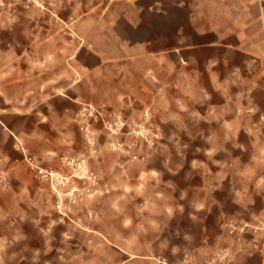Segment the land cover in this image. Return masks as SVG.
Here are the masks:
<instances>
[{"label":"crops","instance_id":"0c3cea01","mask_svg":"<svg viewBox=\"0 0 264 264\" xmlns=\"http://www.w3.org/2000/svg\"><path fill=\"white\" fill-rule=\"evenodd\" d=\"M38 2L45 9L0 0V198L4 181L34 180L32 158L63 170L57 155L73 142L74 115L103 97V78L113 101L150 110L162 133L201 139L200 162L222 167L202 171L206 196L215 180H240L232 166L264 167V0ZM220 238L221 251L233 250L227 230ZM232 262L264 264V253Z\"/></svg>","mask_w":264,"mask_h":264},{"label":"rangeland","instance_id":"374dc122","mask_svg":"<svg viewBox=\"0 0 264 264\" xmlns=\"http://www.w3.org/2000/svg\"><path fill=\"white\" fill-rule=\"evenodd\" d=\"M12 2L45 9L38 0ZM102 81L103 97L80 104L74 115L73 142L57 155L63 170L32 158L34 180L4 181L0 264H233L239 254L264 253L254 248L264 230L230 232L228 225L264 222L254 213L264 207L254 194L264 167L232 166L240 180H215L220 187L206 196L202 171L222 167L200 162L207 154L193 144L201 139L162 133L150 110L134 113L135 104L125 105L123 97L116 103L110 80ZM90 104L94 114L83 111ZM174 142L173 149H159ZM226 230L234 248L221 251L217 243Z\"/></svg>","mask_w":264,"mask_h":264},{"label":"built area","instance_id":"2783aa9c","mask_svg":"<svg viewBox=\"0 0 264 264\" xmlns=\"http://www.w3.org/2000/svg\"><path fill=\"white\" fill-rule=\"evenodd\" d=\"M263 74H264V70H263ZM84 110H87L89 112V114H94V111H96L98 109L90 104L87 107H84L83 111ZM87 111L83 112V114H86ZM81 127L84 128L85 125H82ZM228 225L230 227V229H229L230 232H234L235 230H238L240 233H243L247 226H250L252 232H254V233H256L259 229L264 230V222L262 223V225H260V224L249 225V223H245V224L239 226L236 223H234L232 220H230ZM239 238H241V237H239ZM254 248H255V250L264 251V237L260 241L254 242Z\"/></svg>","mask_w":264,"mask_h":264}]
</instances>
